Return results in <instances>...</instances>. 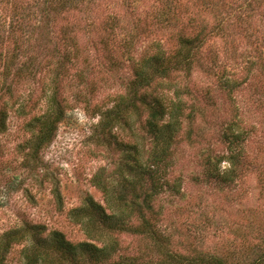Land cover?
I'll list each match as a JSON object with an SVG mask.
<instances>
[{"label":"rangeland","instance_id":"1","mask_svg":"<svg viewBox=\"0 0 264 264\" xmlns=\"http://www.w3.org/2000/svg\"><path fill=\"white\" fill-rule=\"evenodd\" d=\"M91 2L45 22L34 2L25 8L29 15L24 47L27 54H36L38 65L12 85L14 96L27 100V109L34 107L25 115L15 111L16 105L10 108L7 129L0 136V233L29 221L59 230L72 242L86 239L67 212L86 195L104 205L92 178L100 168L104 175L114 176L124 154L117 142L133 140L117 126L101 129V111L125 92L135 60L159 45L173 53L179 37L195 33L198 27L186 23L199 10L222 32L218 36L217 30L212 32L192 70L173 69L160 79L169 100L182 87L191 94L180 95L186 100L185 115L170 154L169 178L180 179L181 194L158 195L157 225L169 235L171 249L184 255H214L227 262L249 255L264 239V0ZM60 61L57 85L67 104L65 115L53 140L39 152V160L27 161L24 141L31 133L26 123L44 110L42 94ZM221 74L239 82L229 95L219 89L216 76ZM232 119L244 131L242 150L236 177L224 182L208 176L204 162L207 156L220 157L217 168L229 167L222 130ZM53 179L62 196L61 209L51 192ZM114 235L121 255L142 264L160 263L156 246L144 234ZM20 247L14 246L7 264H21Z\"/></svg>","mask_w":264,"mask_h":264},{"label":"trees","instance_id":"2","mask_svg":"<svg viewBox=\"0 0 264 264\" xmlns=\"http://www.w3.org/2000/svg\"><path fill=\"white\" fill-rule=\"evenodd\" d=\"M31 1L44 22L49 17L52 21L63 12L66 14L74 8L92 3V0ZM29 3L30 0H0V136L7 129L10 108L16 105L15 111L25 115L34 107L31 105L27 109V104H24L27 100L24 101L22 96L15 97L12 85L22 75L32 73L38 65L36 54H27L28 48L24 47L28 37L25 27L29 15L25 13V8L29 7ZM186 24L198 29L191 35L179 37L173 53H168L159 45L152 53L145 52L135 60L132 78L127 81L125 92L117 96L111 107L101 111V129L117 126L123 131L127 130L133 140L117 142L124 154L122 166L118 167L114 176L104 175V168H100L92 178V183L103 193L104 205L86 195L80 205L67 212L68 219L80 225L86 239L72 242L59 230H48L43 224L23 221L0 233V264H7L8 256L16 245L21 246V264H142L137 258L118 252L120 245L114 232L122 231L142 233L149 238L156 246L159 264H264V239L249 255L246 253L242 259L227 262L214 255L175 252L170 247L169 235L158 229L161 215V211L155 209L158 195L162 192L181 194L180 179L169 178L172 165L170 154L185 115L186 100L180 95L191 94L188 87H182L175 90L174 98L169 100L167 94L163 93L165 85L160 79L168 77L173 69L192 70L200 48L209 40L212 32L217 30L216 36L222 32L219 24H214L199 10L188 18ZM66 53L62 54V58L67 56ZM60 68L61 61L57 70H51L55 75L42 94L46 104L44 110L26 123L31 133L24 141L27 161L39 160V152L53 140L64 118L67 104L57 85ZM216 77L219 89L226 95L238 86L239 82L228 76L225 79L223 74ZM191 116L189 113L186 115ZM242 134L244 131L240 130L234 119L223 128L222 137L229 148L230 154L226 158L230 165L220 171L216 165L222 158L207 156L204 164L208 176L224 182L236 177V159L242 150ZM51 192L57 207L61 209L62 196L54 179L51 180ZM135 218L136 224L133 222Z\"/></svg>","mask_w":264,"mask_h":264}]
</instances>
